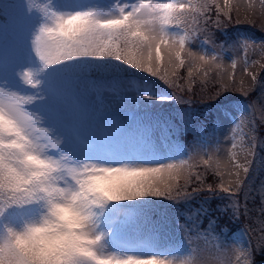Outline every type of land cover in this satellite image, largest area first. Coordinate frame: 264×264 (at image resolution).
<instances>
[{"label": "snow or ice", "instance_id": "snow-or-ice-1", "mask_svg": "<svg viewBox=\"0 0 264 264\" xmlns=\"http://www.w3.org/2000/svg\"><path fill=\"white\" fill-rule=\"evenodd\" d=\"M261 3L264 4V0ZM27 7L29 12L38 14L35 27L23 45L0 50V115L12 125L0 131V223H9L4 217L10 209H23L48 200L74 202L84 217L79 234L90 243L71 247L62 264H103L104 261L108 264H174L156 254L141 255L106 248L117 223L113 215L116 207L120 202L150 197L169 201L188 199L203 188L217 195L212 184L204 183L203 173L194 171L198 166L214 169L220 177V192L234 194L244 183L241 170L249 173L247 160L240 163L237 159L234 151L237 144L233 142L232 149L228 150L234 171L223 169L211 152L205 157L202 147L187 158H184L186 149L179 145H173L166 156L146 152L150 139L144 134L135 135L137 150L134 153L117 152L108 144L105 129H101L99 135L84 130L85 108L80 95L61 85L72 81L77 72L121 71V65H127L170 88H182L177 83L178 69L187 67L185 80L190 92L193 77L206 87L210 82L209 73L216 70L219 96L236 83L231 74H227L228 83L223 82L225 74L221 71L219 57L214 54L220 46L214 45L211 51H193L189 41L204 31L201 21L217 27H222L221 17L230 21L232 0H223V6L220 0H114L112 10L106 12L94 8L61 12L54 10L51 0H40V3L27 0ZM213 9L215 20L208 15ZM76 14L85 16L89 24L68 39L74 29L70 21ZM213 43L211 35L203 41L204 45ZM261 47L264 50V45ZM257 63L259 61H252L253 65ZM235 66L233 61L232 67ZM244 70L253 82L257 81L247 61ZM144 77L135 78L134 87L122 91L145 100L173 98L154 95ZM25 86L30 91L22 92ZM100 87L93 83L90 90L99 92ZM235 90L248 91L243 81ZM84 94L89 95V89H85ZM177 100L190 103L178 97ZM261 120L264 121V110ZM117 125L113 120L111 126ZM240 147L246 156L252 154L250 147ZM194 183L196 187L190 193L188 188ZM93 191L103 193L105 199L97 200ZM117 192L123 195L117 198L114 195ZM201 212L206 213L207 209H198L188 218L193 227H198L194 218ZM122 213L126 219L135 215L127 210ZM11 255L10 249L0 253L5 261ZM243 255L244 264H252L248 254Z\"/></svg>", "mask_w": 264, "mask_h": 264}, {"label": "rangeland", "instance_id": "rangeland-1", "mask_svg": "<svg viewBox=\"0 0 264 264\" xmlns=\"http://www.w3.org/2000/svg\"><path fill=\"white\" fill-rule=\"evenodd\" d=\"M113 2L114 0L91 1L83 5L80 0H51L54 10L61 12L85 8L106 12L112 10ZM220 3L223 6V0H220ZM26 15H29L27 0H0V18L8 24L6 29L0 31V41L7 40L18 47L23 45V40L16 39L12 35L11 28L20 27L22 17L25 19ZM208 15L211 20H215V9ZM231 17L230 21H224L221 17L222 27H217L211 22L205 25L201 21L200 26L204 31L196 34L195 39L189 41V46L193 51H211L214 45H219L220 50L214 54L219 57L221 71L225 74L223 82L227 84V74H231L236 81L233 87L223 90L218 96L219 84L216 70H213L209 73L210 82L206 87L201 80L193 77V91L190 92L185 80L187 67L178 69L177 83L182 85V88L172 87L190 97L202 99L211 109L212 129L208 131L210 138L206 146L198 136L189 137L184 143L166 142L164 140L166 135L156 124L160 117H153L149 111V109H162L170 103L183 107L189 106L190 103H176L173 98L145 100L132 97V92L122 91L125 88H133L135 78L146 76L144 78L151 85L154 95L171 96L155 84L160 83L168 87L167 85L157 78L148 76L147 73H140L127 65H121L122 70L114 72L121 78L98 82L97 84L106 85V90L99 93H94L90 90L91 87L86 85L80 89L83 84L78 83L77 80L61 85L70 92L80 95L85 108L82 124L84 130L89 133L95 131L94 135H99L101 129H105L108 144L112 142L113 150L117 152L134 153L137 150L135 135L144 134L150 139L146 152L166 156L173 145H179L186 149L184 158H187L188 154L202 147L205 157L211 152L220 161L223 169L234 171L228 150L232 149L235 142L237 148L234 151L237 153L238 161L248 162L249 173L244 174L241 170L244 183L235 190L234 194L220 192L218 187L220 177L215 174L214 169L205 170L203 166L194 169L203 173L204 183L212 184L215 192L218 193L213 195L203 188L190 197L200 201L193 209L190 208L194 212L198 209H207L206 213L201 212L194 218L198 227H193V222L188 219L193 213L186 215L184 220L181 219L180 215L171 210L172 203L162 197L120 202L113 213L117 223L114 225L113 234L106 242L110 250L141 255L156 254L161 256V259L174 261V264H244L243 254L247 253V258L251 259L252 264H264V121L261 120V113L264 110L262 109L264 67H261L264 65V50L261 47L264 45V4L261 0H232ZM37 22L38 16L35 25ZM171 30L177 31L175 28ZM221 31L225 35L221 34ZM208 35H211L213 45L203 44ZM254 60L259 63L253 65ZM233 61L236 64L235 68L232 67ZM245 61L248 63L249 71L256 75V82H253L245 72ZM128 71L134 74L124 75L130 73ZM89 72L110 71L92 69L75 74ZM200 75L203 76V71ZM241 81L248 89L247 92L235 90L239 88ZM85 89H89V95L84 94ZM21 91H30V89L25 86ZM106 108L115 111L109 110V116L103 120H98V117L93 118L95 114L104 116L102 113ZM180 110L183 113H192L186 112L182 107ZM113 120L118 122L115 127L111 126ZM241 145L244 148L250 147L252 154L246 156L241 151ZM227 171L225 180L228 179ZM193 187H196L195 183L189 186L190 193ZM203 193L207 196L202 197ZM183 200L186 199H178L177 203ZM128 204H131L129 205L131 207H127ZM140 204L150 205L143 210L140 209ZM155 208L158 209L156 212ZM125 210L134 212L135 215L126 219L122 213ZM38 211L37 205L10 209L4 219L11 224L19 225L23 218L35 216ZM180 225L185 227L181 228ZM229 229L230 231L226 233Z\"/></svg>", "mask_w": 264, "mask_h": 264}, {"label": "clouds", "instance_id": "clouds-1", "mask_svg": "<svg viewBox=\"0 0 264 264\" xmlns=\"http://www.w3.org/2000/svg\"><path fill=\"white\" fill-rule=\"evenodd\" d=\"M70 23H73L74 29L68 39L86 28L89 21L85 16L76 14ZM11 126V121L0 115V131ZM92 195L97 200L105 199L100 192L93 191ZM114 195L119 198L123 193L117 192ZM37 206L38 213L23 218L19 225L0 223V253L5 249L13 253L6 261L0 257V264H62L71 247H84L90 243L79 234L83 230L84 217L74 202L48 200L41 201ZM86 254L90 255L88 252ZM103 264L108 262L104 261Z\"/></svg>", "mask_w": 264, "mask_h": 264}, {"label": "trees", "instance_id": "trees-1", "mask_svg": "<svg viewBox=\"0 0 264 264\" xmlns=\"http://www.w3.org/2000/svg\"><path fill=\"white\" fill-rule=\"evenodd\" d=\"M115 71L110 72H97V73H82V75L92 76V77H108V76H119L117 73H114ZM130 73H125L124 75L128 74H134L132 71H128ZM158 86H160L166 93L171 95L176 101L178 102L177 97L179 99L190 101L189 106H176L172 105V103L168 104L167 106H164L162 109H152V110H161L165 112L166 114L161 116L160 124L163 126L165 133L167 136H169V139L172 142L177 143H184L189 137H191L193 134H198V137L205 140L206 142L209 140L210 135L208 133L209 129H212V119H211V109L208 107V104H205V101H203L200 98L197 97H190L189 95H186L180 91H176L173 88H168L160 83H157ZM184 108V110L191 111L192 113H188L186 116L185 114H181L179 109ZM198 113V114H195ZM202 197H206L205 193L201 195ZM177 200H173L172 203H177ZM200 201H197L193 198L184 200V206L181 204L180 206L175 204V206L178 208L177 211H183L186 209H190L195 206L196 203ZM131 205V204H128ZM150 204H140V209H145ZM136 206V205H134ZM158 210V209H156ZM230 229L227 232H229ZM226 234H224L225 236ZM230 236V235H229ZM228 236V237H229ZM226 240H228L226 238Z\"/></svg>", "mask_w": 264, "mask_h": 264}]
</instances>
